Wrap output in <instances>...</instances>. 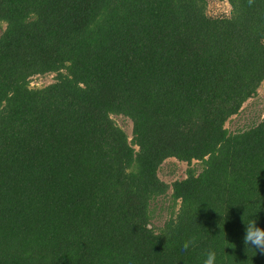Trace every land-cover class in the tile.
<instances>
[{"label": "trees", "instance_id": "1", "mask_svg": "<svg viewBox=\"0 0 264 264\" xmlns=\"http://www.w3.org/2000/svg\"><path fill=\"white\" fill-rule=\"evenodd\" d=\"M217 1L0 0V264H264V116L227 128L264 84V0Z\"/></svg>", "mask_w": 264, "mask_h": 264}, {"label": "rangeland", "instance_id": "2", "mask_svg": "<svg viewBox=\"0 0 264 264\" xmlns=\"http://www.w3.org/2000/svg\"><path fill=\"white\" fill-rule=\"evenodd\" d=\"M209 13L215 17L230 16L231 15V6L228 2H219L217 0H209L208 4ZM2 29H0V33ZM55 75H47L43 77H35L31 81V87L40 88L45 87L49 84L54 83ZM264 116V84L259 90V95L256 99H251L248 101L241 113L238 116H235L228 122L227 128L232 133H237L241 130H244L251 125H254L262 120ZM115 122L119 127H121L129 137H132L133 124L129 119L124 117H113ZM197 168H200L198 163H195ZM189 166L184 163H180L174 159L169 160L163 166L160 177L163 181L171 183L175 180H180L186 178V172ZM158 209L156 213L155 222L158 225H162L166 220V213L161 212L163 208L167 207L166 199L159 200V204L156 205Z\"/></svg>", "mask_w": 264, "mask_h": 264}, {"label": "clouds", "instance_id": "3", "mask_svg": "<svg viewBox=\"0 0 264 264\" xmlns=\"http://www.w3.org/2000/svg\"><path fill=\"white\" fill-rule=\"evenodd\" d=\"M243 243L246 248L252 247L257 252L264 254V228L257 226L256 220H253L245 224V235ZM195 244V240L185 241L183 244V250L187 251L190 247ZM217 255L214 250H208L205 254L203 264H216Z\"/></svg>", "mask_w": 264, "mask_h": 264}]
</instances>
